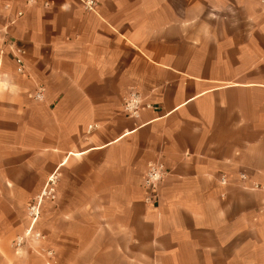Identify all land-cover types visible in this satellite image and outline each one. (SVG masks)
Wrapping results in <instances>:
<instances>
[{
  "label": "crops",
  "instance_id": "1",
  "mask_svg": "<svg viewBox=\"0 0 264 264\" xmlns=\"http://www.w3.org/2000/svg\"><path fill=\"white\" fill-rule=\"evenodd\" d=\"M94 1L0 0V264H264V0Z\"/></svg>",
  "mask_w": 264,
  "mask_h": 264
},
{
  "label": "built area",
  "instance_id": "2",
  "mask_svg": "<svg viewBox=\"0 0 264 264\" xmlns=\"http://www.w3.org/2000/svg\"><path fill=\"white\" fill-rule=\"evenodd\" d=\"M34 0H26V4L32 3ZM85 10L93 11L95 6L94 0H79ZM22 16V12H17L16 17L19 18ZM9 52L12 54L13 60L18 68V72L24 71V62L23 56L25 51L20 46L12 43V42H4ZM42 97V90L37 92L34 96L35 100H39ZM128 108V106H126ZM131 114L135 115L136 112H132ZM166 176V170L161 164H150L145 173L144 179V187L149 191L150 196L147 198V202L153 203L156 199V192L159 184L162 182L163 178ZM241 180H245L244 176H241ZM52 185V182H50ZM46 186L41 194L31 203L27 205L26 215L29 221V225L23 236L16 238L14 246L17 250L22 248L23 243L27 237H40V234L34 231V226L37 223L40 215V205L44 203V201H53L55 199L54 189L52 186ZM251 190L263 193L262 205L264 208V186L253 185L250 187Z\"/></svg>",
  "mask_w": 264,
  "mask_h": 264
},
{
  "label": "rangeland",
  "instance_id": "3",
  "mask_svg": "<svg viewBox=\"0 0 264 264\" xmlns=\"http://www.w3.org/2000/svg\"><path fill=\"white\" fill-rule=\"evenodd\" d=\"M50 205H53V206H55V204H52V203H50V204H41L40 205V215H39V219H38V221H37V223L35 224V226H34V231L35 232H37V233H39L40 234V237H38V238H35V237H27L26 239H25V242L23 243V245H22V247L26 244V242L27 243H30L31 245L32 244H41V242L43 241V235L40 233V230H39V224H40V219H41V212H42V208H44L45 207V209L47 208V206H50ZM26 208H27V206H26ZM45 209H44V211H45ZM27 216V215H26ZM27 220H28V218H27ZM28 225H29V221H28ZM23 236V235H22ZM18 238V237H17Z\"/></svg>",
  "mask_w": 264,
  "mask_h": 264
}]
</instances>
